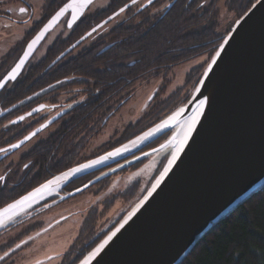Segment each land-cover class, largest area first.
Masks as SVG:
<instances>
[{
    "label": "water",
    "instance_id": "obj_1",
    "mask_svg": "<svg viewBox=\"0 0 264 264\" xmlns=\"http://www.w3.org/2000/svg\"><path fill=\"white\" fill-rule=\"evenodd\" d=\"M95 1L93 0V2ZM68 3H71V0L64 2V4ZM133 4L132 0L127 3L129 7ZM144 5L148 7L149 3L147 2ZM119 9L117 13H120ZM56 12L47 19L38 32L28 41L22 54L13 66L3 74L1 80L20 63L25 52H29V44L35 40L36 43L18 70L17 78L20 76L28 61L34 56V52L43 43L44 38L63 21L65 15H68L66 27L72 28L85 13L69 27L68 22L72 20V12L69 9L64 16L52 23L41 36V31ZM107 21H109L108 18L91 28L86 32V35L77 39L56 59L64 57L67 52L94 33L98 29V25L100 27ZM225 40H227L226 44ZM221 44H224L223 49L220 48ZM218 45L215 52L220 51L221 54L217 58V63L213 65L207 77L202 74L201 79L205 83L203 85L200 82L198 83L197 86L200 87V92L195 91L183 106L175 110L177 112L180 108L184 109L177 122H170L169 128L155 132V135L144 142L137 143L133 150L127 153L124 152L120 156L84 169L69 176L66 180L60 181L51 192L45 191L42 198L37 196L30 206L25 205L17 209V214L12 216V221L6 226L0 227V230L10 223L12 224L17 217L30 210V208L58 193V190H61L71 180L123 159L134 151L144 148L156 138L166 134V132H171V134L154 148L155 151L153 149L149 153L166 149L167 153H170L182 134L181 129L184 121L196 111L197 97L201 99L208 97V103L205 105L199 123L187 144L184 145V150L169 169L168 174L152 195L136 211L135 215L113 237V240L90 262V264H180L183 258L192 251V247L201 239L202 235L212 228L214 223L222 219L224 215L264 185V0H256L246 10V13L236 20V24ZM107 48L108 46L103 48L102 51ZM209 63H211V59ZM9 82L14 81H6L5 85ZM3 88H0V92ZM44 108V106L38 105L26 114L16 117L12 123L33 116ZM175 112L158 121V125L168 120ZM20 117H23V119L21 120ZM57 117L37 126L35 130L13 144L19 145L18 147L12 148L10 146L11 152L17 151V148L25 145L27 141L47 128ZM144 131L141 132V135L139 133L119 146L128 145L129 149L133 148L130 141L142 137L145 134ZM26 137L27 139H25ZM162 145L163 147H161ZM119 146L117 148L122 147ZM117 148L115 147L91 160L81 162V164L71 166V168L53 175L50 179L40 183L39 186L19 196V198L9 201L6 205L0 207V210L21 199V197L27 196L35 189L40 188L41 185L54 181L62 173H67L70 169L97 160ZM160 173L153 183L159 178ZM99 179L102 178L94 179L79 188V191L75 190L64 196V198L82 192L83 189L93 185ZM152 184L140 201L148 195ZM132 210L126 213L106 236L115 231ZM104 238L98 241L96 246ZM96 246L86 252L85 256L76 264H80V261L88 256Z\"/></svg>",
    "mask_w": 264,
    "mask_h": 264
},
{
    "label": "trees",
    "instance_id": "obj_2",
    "mask_svg": "<svg viewBox=\"0 0 264 264\" xmlns=\"http://www.w3.org/2000/svg\"><path fill=\"white\" fill-rule=\"evenodd\" d=\"M63 1L54 0L58 5ZM129 1L110 0L107 8L81 17L67 36H59L48 47L45 59L34 62L24 70L23 73L33 77L18 79L11 87H4L0 92V125L8 123L23 129L30 121L26 120L30 116L22 120L23 125H17L22 121L12 123L13 120L26 114L41 96L55 95L52 99L55 101L58 86L75 87L74 91L81 97L77 109L72 112L74 120L90 119L91 113L97 118L107 111L109 102L116 101L142 78L152 77L163 70L170 71L173 66L213 53L226 35L219 30L220 0H153L148 7L139 11L135 9L138 3L131 5L126 9L128 18L118 22L106 33L90 34L91 43L77 53H74L75 47L61 59H56L76 39ZM224 2L228 11L241 16L256 0ZM136 18L138 20L133 21ZM19 51L15 47L9 53ZM7 68L0 63V75ZM130 94L129 91L126 96ZM21 106L24 109H20ZM61 114L58 113L57 119ZM82 125L87 126V122L84 121ZM133 126L127 129L132 130ZM144 129L138 127L134 134L126 136L134 137ZM62 133L63 130L56 133L54 144H57ZM51 142L52 139H48L38 143L20 158V163L14 165L12 174L4 184H0V207L73 166H70L71 162L68 164L70 167L57 169L53 164H46L39 171L23 172L16 180L22 163L34 155H39L38 159L42 160L51 155L54 151ZM29 211L1 229L0 233L15 226ZM180 264H264V185L214 223Z\"/></svg>",
    "mask_w": 264,
    "mask_h": 264
},
{
    "label": "flooded vegetation",
    "instance_id": "obj_3",
    "mask_svg": "<svg viewBox=\"0 0 264 264\" xmlns=\"http://www.w3.org/2000/svg\"><path fill=\"white\" fill-rule=\"evenodd\" d=\"M33 1L34 0H0V32L10 33L11 38H9V40H12V37H14L15 40L11 47L0 56V63L8 66L7 69L2 71L0 80L3 78V74L13 66L15 61L22 54L24 47L33 35L38 32L47 19H49L67 0H64L61 5L56 4L54 0H43L38 8L39 11L35 10V4ZM147 2L148 0H138L136 3H138V5H142ZM21 7L28 8V12L21 14L19 11ZM67 18L68 15H65V25ZM57 26H55L54 29ZM54 29L44 38L42 41L43 43L34 52V56L28 61L24 70L34 64V62L45 59L46 51H44V54L40 57H35L37 54L36 52L43 47L45 39L54 32ZM19 33H22L21 37L18 36ZM55 39H57V36L54 37V39L46 46V50L55 42ZM15 47L21 51L10 54L9 51ZM23 72L16 80L21 78L24 80V78L27 79L29 77H33V75L30 76ZM16 80H14V82ZM14 82L7 83L5 87H11V84ZM56 89L58 90L55 101L52 100L55 95H46L41 96L34 102H37L36 105H33V107L27 112L36 108L38 105H42L45 108L41 110L43 111L42 113H39L41 112L39 111L35 115L30 116L29 118L33 117L32 120L24 125L22 127L23 129L19 126H10L8 123L0 125V149L7 150L0 152V177L3 178L0 179V184H4L5 180L9 178L13 169H15L16 164L21 162L20 158L22 156L37 146L38 143L47 141L48 139H50V141L52 139L51 147L55 152L53 151L46 159H38L39 155H34L31 159H28L27 162L22 163L20 166L21 169H18L16 178L17 181L19 176L25 171H28V173L29 170L39 171V168H42L46 164H53L57 169H63L70 167L71 165L74 166L76 164H80L81 162L91 160L92 158L113 149L115 146L123 143V141L131 138L125 137L126 134H123L127 128L124 126L121 131H118V129L115 128L111 136H109V139L96 144L95 134H99L101 129L106 127L112 120L114 110H112L110 114L104 112L101 114V118H94V114L91 113L90 119L79 118L78 120H74L72 118V112L77 109L76 106L79 104V100L81 99L80 95L73 91V87L68 88V86H58ZM30 102L31 101L28 103ZM116 103L119 108L122 105V100ZM20 109H24V107L21 106ZM59 112L62 113L61 116L50 123L47 128L39 132V134L45 132V135L38 137L39 134H37V136L32 137L30 140L36 139V141L28 147L25 152L19 154L16 159H13V155L23 149L30 140L27 141L25 145L17 148V151L15 152H11L10 146L21 140V138L25 137L29 132L35 130L37 126L44 124L51 118H56ZM84 121L87 122V126L82 125ZM23 124L24 122L22 121L17 125ZM59 130H63V133L59 136L57 144H54L56 143V133H58ZM169 134L170 132H166V134L156 138L144 148L134 152L133 154L127 155L121 160L103 166L101 169L92 170V172L71 180L67 185L61 188L59 194L41 201L39 205L30 209L29 214H26V217L18 221V223H16L12 228H9V230L4 231L6 233L9 232L11 237L4 241H0V256H4L5 252H8L9 254L3 260H0V264H14L13 256L20 252L24 246L30 243L26 241L25 244L21 245V247H16L21 239L25 237V234L37 231L46 225L52 224L53 221H58L59 219L62 220L57 222L58 224H63V222L67 221L73 226L74 229L72 236L75 237L66 250H64L61 254V258L57 264H75L79 259L85 256V253L89 249L95 246L96 243L106 235L108 230L111 229L123 215V213L120 214L122 212L121 210L115 215H111L112 217H109V219H107L108 217H105L110 209L115 206V203L117 201H123L126 205L130 203L128 201L132 202L137 200V197L141 196L144 192L147 182L157 177L158 172L161 170L160 167L165 163L167 158L166 156L156 164L154 170L144 181L141 177H134L135 175H133V172L135 171V167H137L145 159L146 155H144V153L149 154V151L156 148V146L164 141ZM114 136L116 138H112ZM91 144L93 145V148L90 147ZM90 148L91 152H89ZM87 150L88 153L85 154ZM135 157L139 158L133 161L132 159ZM69 163H71L70 166H68ZM28 173L25 176H27ZM96 178L102 179H99L93 183V185L83 189L82 192L64 198V196L71 194L73 191L81 188L83 185ZM54 201H56L57 204H55ZM106 203L109 204V206H106ZM68 215H71L72 217L66 219L62 218ZM75 217L77 220L73 219ZM113 220L116 221L113 225H111ZM10 249H13L14 251H10Z\"/></svg>",
    "mask_w": 264,
    "mask_h": 264
},
{
    "label": "rangeland",
    "instance_id": "obj_4",
    "mask_svg": "<svg viewBox=\"0 0 264 264\" xmlns=\"http://www.w3.org/2000/svg\"><path fill=\"white\" fill-rule=\"evenodd\" d=\"M42 1L43 0H34L33 1L35 4V10L39 11L38 8L40 7V4L42 3ZM109 2H110V0H96L95 2H93L89 6V8L85 11V13L83 15H86L89 13H94V12H96V10L105 9V8H107V5L109 4ZM143 7H145L144 4L139 5L135 9H137L139 11V9H141ZM218 7H219V12H220V15H219L220 28H219V30L221 32H224L225 34H227L230 31V29L236 24V20L240 16L234 14L233 12L228 11L227 7L225 6L224 0L219 1ZM117 11H118V9L114 12H117ZM113 13L109 14L108 16H111ZM108 16H107V18H108ZM126 18H128V15H127L126 10H125L122 13L120 12L119 15H117V16H113V18L111 20L107 21V23L98 27V29L95 32L106 33V32H108V30L112 29V27L117 25L118 22H121V21L125 20ZM65 20L66 19H64V21L62 23H60L54 29V32L51 33L45 39L43 47H41L36 52L37 54L35 57H40L41 55L44 54V51H46V46L54 39V37H56V36H57V38L59 36L65 37L69 34L71 28L66 27ZM137 20H138V18L134 19L133 21H137ZM95 26H97V25H95ZM84 35H86V33ZM18 36L21 37L22 33H19ZM83 36H81V37H83ZM89 36H92V35H89ZM9 38H11L10 33L0 32V56L2 54H4L11 47V45L15 42L14 37H12V40H9ZM86 39L87 38H85L84 41ZM89 39H91V37H89L87 39L88 41H86L85 43L82 42V44H81L82 46H78V47L76 46L74 53H77V51H79L82 47L90 44L91 40H89ZM215 51L211 54L200 55L198 57H195V59H193V60H189V61L184 62L183 64L173 66V68L170 71L169 70H163V72L161 71L155 75H152V77H144L140 81H138L136 84L132 85V87L130 89H127V92L122 93L121 96L116 98V101H113V103L109 102V104L107 105V111H105V112L107 114H110V112L112 110H114V116L112 115V117H113L112 120L108 123V125L106 127L101 129L99 134H97V133L95 134L96 144L102 143V141L109 139V136H111V134L115 128L118 129V131H121L124 126H125V128L126 127L128 128L130 126L136 125L135 127L133 126L132 130L130 128L129 129L126 128L127 131L125 129V133L123 132V134H126V135L134 134V132L137 131L138 127L141 129H144V127L147 126L144 129V130L147 129L146 131H144V133H147L150 130L155 129L156 126L159 124V123H157L158 121L164 119L165 116L175 112L176 109L183 106L189 100L191 95H193V93L195 92L196 86L198 85V83L200 82V80L202 78V74L204 73L207 64L209 63L212 56H214V53H216ZM73 88H74L73 91L76 90L75 87H73ZM128 90L131 92V94L129 96H126L127 93L129 92ZM149 97H152V99L150 100ZM121 100H122V105L118 108L116 102H120ZM42 112L43 111H41L39 113H42ZM103 113L104 112H102L101 114H103ZM32 118L33 117H31V119L28 118L27 121L32 120ZM97 118H101V115L98 116ZM155 123H157V124H155ZM137 125H138V127H137ZM138 134H136V135H138ZM170 134H171V132H170ZM44 135H45V132H42L41 134L38 135V137H42ZM126 135H125V137H127ZM136 135H134V136H136ZM140 135H141V132H140ZM153 135H155V132L153 133ZM112 138H116V137L114 136ZM132 138H134V137H131V138L123 141V143H121V144H124V142H126ZM35 141H36V139L30 140L28 142V144L23 149L19 150L15 155H13L12 158L16 159L19 154L25 152L27 150V148L30 147ZM161 143H159V145ZM119 145H117V146H119ZM117 146H115V147L117 148ZM121 146H123V145H121ZM121 146H119V147H121ZM90 147L93 148V145L91 144ZM91 148L89 149V152H91ZM133 149H134V147L131 148L129 151H131ZM108 151H110V150H108ZM129 151H127V152H129ZM127 152H125V153H127ZM134 152H136V151H134ZM87 153H88V150L86 151L85 154H87ZM166 153H167V149L166 150H157L154 153L147 154L145 156V159L137 167H135V171L133 172V175H135L134 177L138 176V177H141L143 181L146 180L148 175L156 167V164L158 162H160L163 157L166 156L168 158L169 153H167V154ZM141 154H139V155L142 156ZM137 158H139V157H135L132 160L135 161V159H137ZM167 158H166L165 162L167 161ZM164 164H163V166L160 167L161 170L164 168V166H165ZM161 170L158 172V174L161 172ZM156 178L157 177H155L151 181L147 182V185L145 186L146 188L144 189V192L141 194V196L137 197V200H134L132 202L128 201L130 203L126 204V205H125V203H123V201H117L115 203V206H113L110 209V211L105 215V217H108L107 219H109V217H112L111 215H115L117 212L122 210V212L120 214L123 213V215L118 219V221H117V223H118L120 221V219H122L126 215V213L131 211L132 208L140 201L142 195L147 192V190L150 188L151 184L155 181ZM147 187H149V188H147ZM58 191H60V190H58ZM57 194H59V192L54 194V195H57ZM58 201H61V200H58ZM54 202H55V204H57L56 201H54ZM120 202H122V203H120ZM106 206H109V204L106 203ZM32 208H30V209H32ZM71 217H72L71 215H68V216H65L62 218L66 219V218H71ZM73 219L77 220L76 217ZM60 220H62V219H59L58 221H53L52 224L46 225L37 231H33L31 233L25 234V237L23 239H21V241L18 244L21 247V245L25 244L26 241H28L30 243L28 245L24 246L20 252H18L17 254H15L13 256L14 264H35V262L37 260L43 261V264H57L61 258V254L64 252V250H66V248L70 245L71 241L75 237V236H72L73 235L72 232L74 229L73 226L67 221L63 222V224H60V223L58 224L57 222H59ZM10 221H12V218L6 224H4L3 226H0V227L6 226ZM115 221L116 220H113V223L111 225H113L115 223ZM116 224L112 228H114L116 226ZM111 229H109L108 232ZM10 237L11 236L9 235V232L1 233L0 234V241H4ZM22 242H24V243H22ZM48 257H51L52 259L49 260V259H47Z\"/></svg>",
    "mask_w": 264,
    "mask_h": 264
},
{
    "label": "snow or ice",
    "instance_id": "obj_5",
    "mask_svg": "<svg viewBox=\"0 0 264 264\" xmlns=\"http://www.w3.org/2000/svg\"><path fill=\"white\" fill-rule=\"evenodd\" d=\"M152 2V0H148V3L150 4ZM93 3V0H71V3L68 4H64L63 7H61L59 9V11H57L55 13V15L52 17V19L49 21L48 24L45 25L44 29L41 31V36L43 35L44 31H47L48 28L52 25V23H54L56 20H58L60 17L64 16L65 13H67L69 11V9H71L72 12V20H70L69 23V27L72 26V24L86 11V9ZM132 3H136V0H132ZM30 7V5H29ZM129 5H124V7L119 9V12H124L126 8H128ZM253 7H255V5H253ZM21 14H25L28 12V8L25 7H21L19 9ZM119 15V13L114 12L113 16H117ZM113 16H109L108 19L111 20L113 18ZM239 23V22H238ZM99 27V25H98ZM93 31H95V29H93ZM37 39H39V37H37ZM36 43V41L34 40L31 44H29L28 48H29V52L31 50V48L33 47V45ZM227 43V40H225V44ZM220 48L223 49L224 48V44L220 45ZM29 52H25L24 57L21 58L20 63L16 65L15 68L12 69L11 72L8 73L7 76L4 77L3 80H0V88L5 87V83L6 81L9 80H16L17 78V73L18 70L20 69V67L23 65L24 59L27 58V56L29 55ZM220 51H217L216 54L214 56H212L211 58V63H208L207 68L205 69L203 75L204 77H207L209 72L212 70L213 65H215L217 63V58L220 56ZM205 83V81L203 79L200 80V84L203 85ZM195 91L197 93L200 92V87L197 86ZM149 99L151 100L152 97H149ZM209 98L208 97H204V98H199L197 97V105H196V111L190 116L188 117L187 120L184 121V124L182 126V138L179 139L178 141H176L175 143V147L174 150L172 151L171 154V158L168 159V165L167 167L164 168L163 172L160 173L159 178L156 180L155 183L152 184V188L151 190L148 191V195L144 197L143 200L140 201L139 204L136 205V207L132 210V212H130L125 218L124 221L120 224L119 227H117L115 229V231H112L110 234H108L103 241L98 244L89 254L88 256H86L83 260L80 261V264H90V262L93 260V258H95L99 253H101V251L105 248L106 245L109 244L110 241L113 240V237H115L117 235L118 232H120L121 228L124 227L125 224L128 223V221L132 218L133 215H135L136 211L141 207V205L144 204V202L148 199V197H150L152 195V193L156 190V188L159 186V184L161 183V181L164 179V177L168 174L169 169L172 167V165L175 163L177 157L180 155V153L184 150V145L187 144L189 138L192 136L193 131L195 130L197 124L200 121V117L203 114L204 110H205V105L208 103ZM184 109L180 108L177 112H175L172 116H170L168 118V120L163 121L160 125H157L155 129L150 130L149 132L145 133L142 137H137V140L135 141H130V143L132 144L133 147H135L137 145V143L147 140L150 136L153 135L154 132H159L164 128H169L170 127V122L175 123L178 121V118L183 114ZM20 119L22 120L23 117H20ZM27 139V137L25 138ZM175 139V138H174ZM19 145H11L12 148H16ZM163 147V145L161 146ZM129 147L128 145H123L121 148H117L112 152L107 153L105 156L100 157L97 160L94 161H90L88 164H83L80 165L77 168H73L70 169L69 172L67 173H62L61 176L56 177L54 181H49L47 184L45 185H41L40 188L35 189L33 192L29 193L27 196L21 197V199L16 200L14 203L12 204H8L7 207H5L4 209L0 210V226H3L4 224H6L13 215L17 214V209L22 208L25 205H29L35 201L37 196H40L42 198L43 193L45 191L51 192L54 187H56L58 185V183L62 180H66L69 176L81 172L84 169L93 167L96 164H100L106 160L109 159H113L116 156H120L122 155L123 152H127L129 151ZM7 151L6 149H0V152H4ZM155 151V149L153 150ZM144 155H147V153H144ZM138 159V158H137ZM27 167V166H26ZM0 179H3L2 177H0ZM77 191H79V189H77ZM24 243V242H22ZM17 248L20 247L19 244L16 245ZM10 251H14L13 249H10ZM8 252L4 253V256H0V260H3L6 256H8ZM47 259L51 260V257H48ZM35 264H43V261H39L37 260L35 262Z\"/></svg>",
    "mask_w": 264,
    "mask_h": 264
},
{
    "label": "bare ground",
    "instance_id": "obj_6",
    "mask_svg": "<svg viewBox=\"0 0 264 264\" xmlns=\"http://www.w3.org/2000/svg\"><path fill=\"white\" fill-rule=\"evenodd\" d=\"M182 138V134L180 135V137H179V139H181ZM178 139V140H179ZM174 150V148L171 150V152L169 153V156H168V158H167V161L165 162V166H164V168L165 167H167V165H168V159H170L171 158V154H172V151ZM164 168H163V170H164ZM163 170H161L162 172H163Z\"/></svg>",
    "mask_w": 264,
    "mask_h": 264
}]
</instances>
